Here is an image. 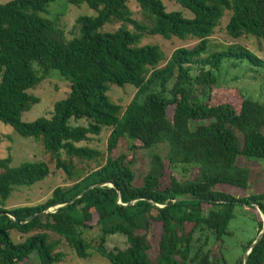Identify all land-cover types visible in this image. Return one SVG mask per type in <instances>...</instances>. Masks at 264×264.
Returning <instances> with one entry per match:
<instances>
[{"label": "trees", "instance_id": "16d2710c", "mask_svg": "<svg viewBox=\"0 0 264 264\" xmlns=\"http://www.w3.org/2000/svg\"><path fill=\"white\" fill-rule=\"evenodd\" d=\"M168 1L192 18L167 12L161 0H136L144 22L132 18L128 0H68L96 13L76 20L79 35L70 40L57 19L39 16L54 0L0 4V122L41 143L48 156L45 162L17 167L10 166V155L0 159V264H19L33 253L38 264H60V240H49V233L64 240L80 260L95 251L110 264H225L224 238L236 205L251 209L257 234L261 232L264 193L236 194H245L250 177L238 158L264 160V102L219 87L216 74L224 61H246L263 69L264 61L239 43L211 52L209 39L228 11L225 31L232 40H264V0ZM114 23L120 24L116 31L101 32ZM145 36L197 43L174 50L160 67V48L139 46ZM50 71L69 81V94L53 105L49 118L22 122V114L39 103L29 91ZM109 85L136 89L125 109L109 100ZM82 119L87 126L70 125ZM103 129L110 130L105 163L90 171L77 168L75 160L103 159L99 151L78 146ZM122 143L129 159L112 156ZM160 147L166 148L164 157L154 151ZM137 151L147 152L150 159L139 184L132 169ZM49 164L70 184L56 187L39 205L6 209L15 188L48 177ZM178 197L195 200L173 203ZM152 230L158 231L153 260ZM12 231L24 240L14 244ZM92 231L96 238L88 235ZM114 235L125 238L124 249H106ZM237 264H243V257ZM247 264H264V234L251 248Z\"/></svg>", "mask_w": 264, "mask_h": 264}, {"label": "rangeland", "instance_id": "374dc122", "mask_svg": "<svg viewBox=\"0 0 264 264\" xmlns=\"http://www.w3.org/2000/svg\"><path fill=\"white\" fill-rule=\"evenodd\" d=\"M11 0H0V4H5ZM167 12H181L187 19L192 18V15L182 9L178 4L168 0H161ZM128 8L132 13V18L136 21H145L136 0H128ZM95 12L89 9L86 5L79 7L68 4V0H54L46 9V14H39V16L48 18L50 20L57 19L58 26L64 31L65 38L70 40L79 35L78 25L76 20L80 17H94ZM230 12L226 11L221 19L219 26L215 29L212 37L209 39V50L211 52L221 51L230 43H239L250 50L257 57L264 61V40H258L254 37H241L238 40H232L225 31V26L229 20ZM120 27V24H107L101 32H114ZM132 29L131 26H128ZM197 41L195 39L180 40L178 38H171L165 40L160 36H145L141 39L139 46L154 45L158 46L163 53L164 60L160 63L163 67L166 61L174 50L179 48H191ZM264 67V66H263ZM218 77V85L222 88H231L240 91L246 99L254 102H264V69L262 67H253L246 61L239 63L238 61H224L220 71L216 74ZM69 81L61 77L56 71H50V76L45 79L39 86L29 91V94L39 98V103L33 106L30 111L25 112L21 116L22 122H33L40 117L49 118L53 105L66 98L70 91ZM136 89L131 85H125L119 88L115 85H109L107 96L112 103L118 104L122 109L129 104L133 98ZM170 115L171 110H168ZM72 126H87L88 122L84 119L77 122L71 121ZM110 130L103 129L99 136L91 137L87 143H80L78 146H86L91 149L99 151L103 159L96 162L76 163V167L84 171H90L97 167L96 163L103 165L107 158L106 142ZM127 144L122 143L118 146L112 156L121 154L127 155L130 158ZM162 157H164L166 148L160 147L154 150ZM11 157V167H17L24 163L45 162L48 156L44 153L41 143L32 139H25L20 137L14 130L0 122V159L7 156ZM164 162V161H163ZM150 159L148 153L145 151H137L134 155V163L132 169L135 174V184H139L149 169ZM165 171L169 170L166 161L163 163ZM237 164L250 170L249 187L245 194H236L237 197H244L247 195H258L264 193V160L245 159L239 157ZM50 173L43 181L36 183L30 187L15 188L10 198L5 202L6 209L15 207H33L44 203L50 198L53 190L56 187L68 186L70 183L66 181L65 175L62 171L56 170L53 164H49ZM177 173V172H176ZM174 174L177 179H180L179 174ZM240 195V196H239ZM51 210V209H50ZM260 219L264 221V216L258 214ZM158 230V228H156ZM152 230L148 235V240L151 244V251L149 257L151 260L155 257L156 252V238L158 231ZM257 224L254 220V214L250 208L236 205L233 209V219L227 226V233L229 236L224 238L223 255L225 264H237L240 257L244 256L245 249L249 244H252L258 237ZM92 238H96L97 232H88ZM10 237L14 244H18L24 240L15 231L10 233ZM49 240H60V245L56 252L63 254V259L60 264H110L105 258L96 255L95 251H91V256L86 260L76 258L75 254L68 248L67 244L53 233H49ZM126 247L125 238L119 235L110 236L106 242V249L109 251L116 249H124ZM245 251V252H244ZM19 264H38L36 253H33L28 260Z\"/></svg>", "mask_w": 264, "mask_h": 264}, {"label": "water", "instance_id": "95a60500", "mask_svg": "<svg viewBox=\"0 0 264 264\" xmlns=\"http://www.w3.org/2000/svg\"><path fill=\"white\" fill-rule=\"evenodd\" d=\"M83 193H84V192H83ZM83 193H81L78 197H80ZM78 197H76L74 200H76ZM74 200H73V201H74ZM192 200H195V199H193V198H191V197H178V198H176V199L173 201V203L187 202V201H192ZM63 206H65V205H63ZM60 207H61V206L55 207V209H52V210H49V211H54V210H56V209H58V208H60ZM41 214H42V213H41ZM33 217H34V216L28 217L25 221H23V223H26V222L30 221ZM263 234H264V221H263V227H262V230H261V232L258 234L257 239H256V240L250 245V247L248 248V250L244 253V256H243V264H247V256L249 255V253H250V251H251V248H252L255 244H257V243L260 241V239L262 238Z\"/></svg>", "mask_w": 264, "mask_h": 264}]
</instances>
